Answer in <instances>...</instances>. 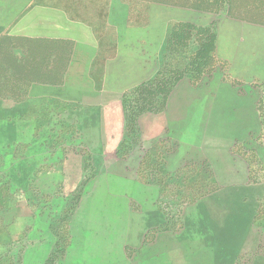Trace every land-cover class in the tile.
<instances>
[{
    "label": "rangeland",
    "instance_id": "1",
    "mask_svg": "<svg viewBox=\"0 0 264 264\" xmlns=\"http://www.w3.org/2000/svg\"><path fill=\"white\" fill-rule=\"evenodd\" d=\"M45 1L81 22L76 105L32 86L10 114L0 57V264L42 238L45 264H98L102 229L153 218L149 255L264 264V0Z\"/></svg>",
    "mask_w": 264,
    "mask_h": 264
},
{
    "label": "crops",
    "instance_id": "2",
    "mask_svg": "<svg viewBox=\"0 0 264 264\" xmlns=\"http://www.w3.org/2000/svg\"><path fill=\"white\" fill-rule=\"evenodd\" d=\"M80 24L72 11L56 2L0 0V57L6 63L9 75L17 76V79H9L8 82L22 85V90L19 86L20 95L17 98H4L6 111L10 114L20 113L23 101L28 98V89L32 86L47 91L40 96L50 101L52 107L48 110L57 109L59 104L62 108H74L76 99L67 96L65 91L74 83L76 53L82 36ZM31 67L34 75L28 77V68ZM43 175L44 172L36 171L34 179L39 181ZM35 187L41 189L40 184ZM151 205L154 207V202ZM156 228L154 218L145 222L133 220L130 231L126 233L123 228L120 230L117 227L109 231L110 238L114 237L110 244L107 243V230L102 229L99 232L100 254L92 260H98V264H170L169 260L173 259L178 264H186L187 255L171 257L164 251L162 255H149L159 239L163 244L167 240L166 236L161 235L166 230ZM43 243H46L44 238L36 241L33 247L24 250V255H43L37 260H41L40 264L47 263L55 251L52 246L48 248ZM144 250L147 255H143ZM139 259H145L146 262L135 263Z\"/></svg>",
    "mask_w": 264,
    "mask_h": 264
}]
</instances>
